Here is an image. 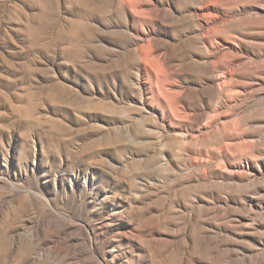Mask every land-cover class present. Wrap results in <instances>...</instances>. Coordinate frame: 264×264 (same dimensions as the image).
Listing matches in <instances>:
<instances>
[{
	"label": "rangeland",
	"instance_id": "obj_1",
	"mask_svg": "<svg viewBox=\"0 0 264 264\" xmlns=\"http://www.w3.org/2000/svg\"><path fill=\"white\" fill-rule=\"evenodd\" d=\"M0 264H264V0H0Z\"/></svg>",
	"mask_w": 264,
	"mask_h": 264
}]
</instances>
